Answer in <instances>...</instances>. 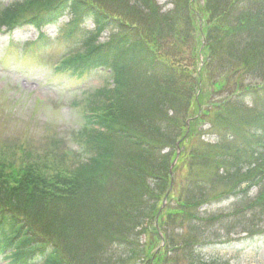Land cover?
Segmentation results:
<instances>
[{
    "label": "trees",
    "instance_id": "16d2710c",
    "mask_svg": "<svg viewBox=\"0 0 264 264\" xmlns=\"http://www.w3.org/2000/svg\"><path fill=\"white\" fill-rule=\"evenodd\" d=\"M169 4L0 8L10 30L69 17L63 37L75 50L59 68L112 77L90 97L78 131L86 161L56 169L0 160L8 264H230L206 252L264 238V0ZM88 21L94 31L75 37Z\"/></svg>",
    "mask_w": 264,
    "mask_h": 264
},
{
    "label": "rangeland",
    "instance_id": "374dc122",
    "mask_svg": "<svg viewBox=\"0 0 264 264\" xmlns=\"http://www.w3.org/2000/svg\"><path fill=\"white\" fill-rule=\"evenodd\" d=\"M157 1L167 10L171 8L168 0ZM13 2L0 0V8ZM65 22L67 18L57 28H45L46 40H41L39 30L30 24L17 26L11 32L0 27V160L14 168L43 161L59 169L91 156L78 131L84 125L90 97L99 88L110 86L112 77L103 69H54L55 64L75 50L72 42L63 37ZM87 23V28L75 37L89 35L94 25ZM108 36L104 33L99 42L106 43ZM9 166L7 170H11ZM224 204L227 208L230 202ZM206 254L230 264H264V242L244 239L215 246ZM0 264H8L2 255Z\"/></svg>",
    "mask_w": 264,
    "mask_h": 264
}]
</instances>
